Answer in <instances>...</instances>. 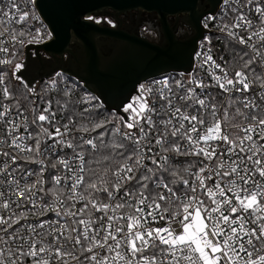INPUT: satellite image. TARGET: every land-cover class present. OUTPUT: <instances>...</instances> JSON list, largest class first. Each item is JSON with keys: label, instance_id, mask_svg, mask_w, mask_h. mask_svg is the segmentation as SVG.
Wrapping results in <instances>:
<instances>
[{"label": "snow or ice", "instance_id": "6c2138e0", "mask_svg": "<svg viewBox=\"0 0 264 264\" xmlns=\"http://www.w3.org/2000/svg\"><path fill=\"white\" fill-rule=\"evenodd\" d=\"M219 2L203 27L231 60L203 35L112 112L61 73L25 111V50L54 29L43 0H0V264H264V0Z\"/></svg>", "mask_w": 264, "mask_h": 264}, {"label": "water", "instance_id": "95a60500", "mask_svg": "<svg viewBox=\"0 0 264 264\" xmlns=\"http://www.w3.org/2000/svg\"><path fill=\"white\" fill-rule=\"evenodd\" d=\"M43 4L45 24L54 29L53 40L25 50L27 80L22 84L30 92L29 82L35 89L61 73L112 112L117 111L112 106L125 97L131 103L137 82L190 71L188 53L208 34L201 22L214 16L220 6L219 0H43ZM133 12L156 16L158 41L123 26L121 17ZM179 16L192 31L190 36L178 37V25L168 21ZM107 17L116 22V28L98 22ZM120 114L125 115L122 109Z\"/></svg>", "mask_w": 264, "mask_h": 264}, {"label": "flooded vegetation", "instance_id": "af4514ba", "mask_svg": "<svg viewBox=\"0 0 264 264\" xmlns=\"http://www.w3.org/2000/svg\"><path fill=\"white\" fill-rule=\"evenodd\" d=\"M180 17L181 16H179L178 19L174 17H170L168 18V21L171 24H174L176 22V24L178 25L177 27L178 37L184 38L185 36H190L192 34V31L185 25L184 22H182L181 20L182 18ZM204 18L201 22L202 27H203ZM100 19L101 20H99L98 22L101 24L107 25L112 28H116L117 26L116 22H114L111 18L107 17V18H100ZM121 19L123 20V26H128L131 29H136V32L138 34L143 35L152 41H158L159 39V33H158L159 26L158 25L159 24L154 14H147V13L139 14L137 12H133L129 15L122 16ZM43 57L47 58L44 55Z\"/></svg>", "mask_w": 264, "mask_h": 264}, {"label": "trees", "instance_id": "16d2710c", "mask_svg": "<svg viewBox=\"0 0 264 264\" xmlns=\"http://www.w3.org/2000/svg\"><path fill=\"white\" fill-rule=\"evenodd\" d=\"M210 36L212 37V46H213V52H214L215 56L218 58L220 56H224L225 59L231 60V54L228 51V49L226 48V44H228L229 42L224 37V35L221 32H219V33H212ZM231 46L232 47H240L238 44H233ZM221 62L223 63V61H221ZM238 66H239V62H237V64L234 65V67H238ZM64 77H66V76H64ZM66 78L68 79V82L70 84L78 85L79 89L84 90L83 86L81 84L77 83L75 80H73L71 78H68V77H66ZM17 83H19V82H17ZM44 84L45 83L37 85L35 87L37 94L42 93ZM16 91H17V95L20 96L22 106L24 107L25 111H27L28 108L30 107V104L28 103L27 100L24 99V96L25 95H31V93L25 88V86L23 84H21L20 88H18ZM51 95H54V93H52ZM36 98H38V97H36ZM97 102L100 103L99 100H97ZM53 106H55L54 101H53ZM28 115H29V119H31V113L30 112L28 113Z\"/></svg>", "mask_w": 264, "mask_h": 264}, {"label": "built area", "instance_id": "2783aa9c", "mask_svg": "<svg viewBox=\"0 0 264 264\" xmlns=\"http://www.w3.org/2000/svg\"><path fill=\"white\" fill-rule=\"evenodd\" d=\"M244 3H246V0H240V5H243ZM245 11H247L246 9H245ZM221 12H222V4L220 3V6H219V8H218V10H217V12H216V14L214 15L215 17H217V20L219 21V17H220V15H221ZM233 21H234V17H233V15L231 14V12L229 11V14L227 15V16H225V18H224V22H226V23H229V24H231V23H233ZM205 29V28H204ZM207 32H208V34H206V35H211L212 33H219L220 31L218 30V28H217V26H216V23L215 22H210L209 23V27H208V29H205ZM48 42V41H47ZM46 42V43H47ZM42 44H44V43H42ZM199 44H200V42L198 43V45H197V50H199ZM39 45H41V44H39ZM31 46V45H30ZM32 46H34V45H32ZM212 55H213V59H215L218 63H222L221 61H220V59L218 58V57H216L215 56V54H214V52L212 53ZM208 71H210V69H205V71L202 73V75H204L205 77H206V79H207V81L208 82H211V77L210 76H208L207 75V73H208ZM171 74H174V75H177V78H179L178 77V74L179 73H171ZM64 76V75H63ZM54 78H56V76L54 77ZM157 78H159V77H157ZM48 81H44L43 83H47ZM77 82V81H76ZM43 83H41V84H43ZM44 84V85H45ZM38 85H40V84H38ZM43 88H44V86H43ZM84 89V88H83ZM85 90V89H84ZM86 91V90H85ZM217 91H218V89H217ZM87 92V91H86ZM88 94H90L89 92H87ZM131 103H132V101H131Z\"/></svg>", "mask_w": 264, "mask_h": 264}]
</instances>
